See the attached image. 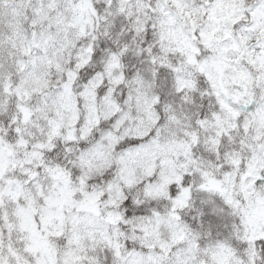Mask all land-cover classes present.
<instances>
[{"label": "snow or ice", "instance_id": "obj_1", "mask_svg": "<svg viewBox=\"0 0 264 264\" xmlns=\"http://www.w3.org/2000/svg\"><path fill=\"white\" fill-rule=\"evenodd\" d=\"M0 264H264V0H0Z\"/></svg>", "mask_w": 264, "mask_h": 264}]
</instances>
